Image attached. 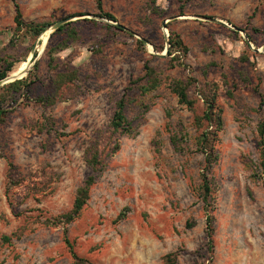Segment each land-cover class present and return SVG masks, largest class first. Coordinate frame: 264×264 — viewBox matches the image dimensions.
<instances>
[{
    "label": "rangeland",
    "instance_id": "obj_1",
    "mask_svg": "<svg viewBox=\"0 0 264 264\" xmlns=\"http://www.w3.org/2000/svg\"><path fill=\"white\" fill-rule=\"evenodd\" d=\"M16 3L27 22L76 16L71 22H94L76 24L79 36L50 66L47 49L66 34L50 40L48 30L12 45ZM103 7L116 21L103 17L95 0H0V54L16 62L9 77L26 71L28 77L40 61L28 90L0 91L12 111L0 122V264H72L65 228L76 252L95 264H162L169 253H177L179 264H208L211 256L214 264H264V185L255 167L264 123V0H103ZM172 30L189 49L186 66L171 68ZM147 63L162 85L132 96L126 112L134 134H114L117 102ZM69 71L78 79L59 84V73ZM188 76L197 80L190 90L198 98L195 111L170 89L172 80ZM210 82L219 84L224 119L212 174L213 253L193 190L204 167L194 145L195 116L204 111L198 87ZM41 97L47 103L37 102ZM173 131L185 134L180 151ZM97 143L104 169L88 204L75 222L54 226L92 173L86 158Z\"/></svg>",
    "mask_w": 264,
    "mask_h": 264
},
{
    "label": "trees",
    "instance_id": "obj_2",
    "mask_svg": "<svg viewBox=\"0 0 264 264\" xmlns=\"http://www.w3.org/2000/svg\"><path fill=\"white\" fill-rule=\"evenodd\" d=\"M98 9L101 11L102 16L116 21L115 17L108 12H105L103 7V0H95ZM16 38L12 39L11 44L16 45L21 38H31L33 40L41 37L53 23L47 21H30L27 22L24 19L21 7L16 3ZM94 22L88 19L77 20L74 22H69L62 25L50 36V40L61 35L66 34L67 37L62 38L58 41L56 45H49L48 54L50 56V66H54L56 63L55 54L59 51H63L69 45V41L76 39L79 36V29L76 24L80 22ZM111 27V26H109ZM116 29L123 30L118 26ZM133 37L132 35H130ZM140 44H144L143 41H139ZM169 55H174L171 59V68L176 66H186L184 58L189 53L188 47L183 42L181 36L175 31H171L169 40ZM37 57V52L34 54V59ZM15 61L10 57H3L0 54V81L7 79L15 68ZM58 65L56 66V68ZM40 68V61H36L34 65V70L30 72L28 77L21 80H16L3 87H0V91H8L11 93H18L24 90H28L34 83L36 78V71ZM77 71L60 72L59 73V84H65L68 80H77ZM197 80L188 76L185 80L177 79L172 80L170 83L171 92L177 96L178 103L181 106H185L190 111H195L196 105L198 103V98H193L190 94L192 87L196 86ZM162 85V79L155 67L147 63L145 65L144 75L133 79L130 81L129 85L126 87L125 93L118 100L116 105L115 113L111 120V130L114 134L132 135L135 132V127L133 122L129 119L126 109L131 103L132 96L138 94L139 96H147L152 92L158 90ZM219 84L217 82L207 83L204 87H198V96L204 102V111L201 115H196L194 120V125L197 129L198 135L194 137V145L196 151L204 156V167L200 174L199 184L193 187L194 193L203 203V208L206 214V229L205 236L208 242L210 252H214V237L216 234V217L214 212L216 211V197H215V183L212 177L214 168L219 161V152L217 149L218 143L220 141V133L224 128L223 119V109L219 103ZM264 101V95H262ZM37 102L47 103L46 97H41L37 99ZM7 99L0 93V122H5L9 114L12 113L11 110L6 109ZM258 151H259V161L255 165L258 176L264 185V123L261 122L258 125ZM185 137L182 131H178L172 134L171 142L175 148L180 151L182 149L181 139ZM100 144L97 143L96 146L91 147L87 152V166L90 168L92 173L88 176L83 186L77 190V194L74 200L73 208L58 217L53 221L54 226H68L75 222L76 219L80 217L85 206L88 204L91 198V191L93 186L97 181V174L104 169L102 151L100 150ZM120 149V144L116 143L114 152ZM10 168L13 164L9 165ZM125 212L120 213L117 220H122L125 217ZM5 242L11 243V237L4 236ZM64 242L69 249L72 256V264H95L89 259L80 256L76 250L74 243L68 237V230H64ZM162 264H179L177 253H169L163 257ZM208 264L213 263V256L210 257Z\"/></svg>",
    "mask_w": 264,
    "mask_h": 264
},
{
    "label": "water",
    "instance_id": "obj_3",
    "mask_svg": "<svg viewBox=\"0 0 264 264\" xmlns=\"http://www.w3.org/2000/svg\"><path fill=\"white\" fill-rule=\"evenodd\" d=\"M79 17H81V16L68 17V18L60 19V20H58L56 23L52 24V26H51L48 30H50V32H51V34H52V33L55 32L58 28H60L62 25L66 24V23H69V22L73 21L75 18H79ZM204 19L209 20V21H212V22H215V23H223V22L220 21V20L212 19V18H208V17H204ZM115 25L118 26V27L121 28V29H124V30L128 31L131 35H136L135 32H133L132 30L126 28L125 26H123V25H121V24L116 23ZM164 27H166V23H164ZM48 30H47V31H48ZM47 31H46V32H47ZM36 51H37V44H35V45L33 46L32 53L35 54ZM33 57H34V55H33ZM33 57H32V59H33ZM26 73H27V71L25 72V74H26ZM25 74H24V75H25ZM24 75H22V76H17V77H14V78H10V77H8V78L5 79V80H1V81H0V87L4 86V85L7 84V83H11V82H14V81H16V80H21V79L24 78Z\"/></svg>",
    "mask_w": 264,
    "mask_h": 264
}]
</instances>
